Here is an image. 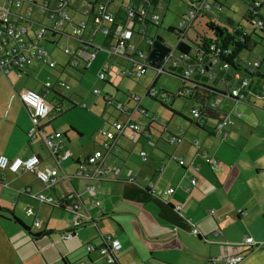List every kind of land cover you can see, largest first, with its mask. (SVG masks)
<instances>
[{
    "label": "crops",
    "instance_id": "1",
    "mask_svg": "<svg viewBox=\"0 0 264 264\" xmlns=\"http://www.w3.org/2000/svg\"><path fill=\"white\" fill-rule=\"evenodd\" d=\"M156 1L160 7H167L168 0ZM119 8L117 3L111 5L113 12ZM257 8L260 11L261 7ZM229 24L232 25V21ZM213 30L210 32H216ZM254 35L252 41H255ZM104 37L105 40L110 39V36ZM195 40H183L190 46L188 51L194 47ZM46 44L53 45L51 41ZM240 57L242 61L247 60V56ZM35 63L40 62H34L21 76H30L32 71L36 74L38 69L46 67L43 63ZM237 64L243 66L239 60ZM262 66L260 62L259 71L254 75L258 79H264ZM100 68L101 65L98 71ZM47 69L56 70L58 76L28 87L14 85L9 77L13 72L4 74L0 71V155L26 158L37 154L39 167H53L56 163L39 135L27 136L31 120L19 95L25 89L42 91L45 81H63L59 75L70 74L68 69L79 74L85 71L70 67L68 60L56 68ZM213 70L219 74L210 76V71H206L207 76L199 77L201 83L195 88L210 101L218 97V107L224 114L222 98L234 100L226 95V80L232 70L220 71L218 65H214ZM176 76L181 80V96L192 100L191 107L195 106L194 98L182 94L183 81L179 75ZM186 84L190 85L187 81ZM68 88H51L45 95L52 108L39 122L43 132L57 131L47 127L51 126L56 116L68 109L63 105L65 99L71 103L69 108L78 105L62 93ZM159 91L167 105H163L160 99L159 102L171 109L174 95L163 89ZM244 99L241 102L246 104ZM57 103L60 104L59 109ZM82 104L79 106L86 108V104ZM131 111L127 113L128 117ZM122 115L124 119L125 115ZM222 115L215 113L210 118L202 117L200 121L192 118L193 121H186L188 123L177 122L172 127L167 125L164 128L166 133L181 132L182 141L179 143L169 144L164 137H153L152 127L147 125L142 115V123L130 118L139 122L146 134L137 133L130 139L126 131L114 140L93 136L88 139L86 148L81 143L78 152H71L72 161L58 164L59 172H72L77 161L99 148L104 152L103 163L118 168L114 177L88 181L96 186L97 193L94 195L89 194L87 183L83 181H61L46 188L32 172L13 173L0 169V264H106L97 250L87 252L84 247L89 242L99 244L101 235H108L121 244L116 254L119 264H228L227 257L238 252L242 253V259L237 264H264V146L253 149V146L264 145V138L253 142L249 138L238 143L235 137H217L212 129ZM207 119L214 122L208 126ZM207 127L209 130H206ZM61 133L65 148L73 150L69 147L71 139L66 132ZM206 133L217 139L206 137ZM81 135L77 131L76 138L81 139ZM141 151L146 152L145 159H142ZM178 157L183 159V164L177 163ZM65 162L70 164L69 169L63 167ZM146 178L151 180L153 191L145 183ZM190 178L195 179V184H190ZM169 187L174 190L167 194L165 190ZM25 188H28L27 193L23 192ZM37 192L55 198L74 194L84 214L92 217L93 221L73 229L71 237L61 239L60 235L72 228L71 214L63 213L69 211L62 203L45 204L34 199L31 195ZM95 199L99 200V204L94 202ZM29 202L34 214L31 211L24 213L23 207ZM237 209H242L244 213L239 214ZM36 219L39 226L33 225ZM246 236H251L254 243L241 249L239 245Z\"/></svg>",
    "mask_w": 264,
    "mask_h": 264
},
{
    "label": "built area",
    "instance_id": "2",
    "mask_svg": "<svg viewBox=\"0 0 264 264\" xmlns=\"http://www.w3.org/2000/svg\"><path fill=\"white\" fill-rule=\"evenodd\" d=\"M219 2L220 0H188L187 10L180 16L178 28H173L177 37L174 48L165 44L169 47V51L161 60L151 63L149 53L153 48L154 39L146 34L145 27L159 24L154 8L161 5L156 0H0V71L4 74L13 72L21 76L34 62L43 63L50 69L56 68L58 64L50 58L45 44L51 41L53 45H56L54 37L57 35L67 37L75 42L73 49H70L69 46L61 48V51L68 58L69 66L77 70H88L96 59L98 47L94 43V38L99 34L110 36V39L113 40V44L109 45L107 49L123 60L119 66L120 75L127 77L134 72L138 77L145 74L148 69L154 70L158 75L165 71V64L171 60L166 70L176 73L182 78L183 95L195 98V86L201 83L199 77L208 70L210 76L218 75L219 73H216L215 69L213 70L214 65H218L220 71L232 70L226 80V95L228 97L233 98L236 102H241L250 92L252 95L263 99L264 79H258L259 83L252 87V78L258 73L260 62L257 60L243 61L244 64L241 67L237 64L238 60L242 61V58H239L241 50L235 53L239 44L243 43L246 38H251L256 29L264 28L263 16L248 19V24L253 28L251 31L235 26L231 28V31L222 30L220 35L213 32V35L208 38L197 37L193 44V53L190 51L181 53L176 49V44L180 41L183 42L186 37L185 32L191 29L193 21L202 14H208L211 6L213 4L219 5ZM113 3L120 6L116 12L111 9ZM260 3L262 2L254 0L252 4L257 8ZM118 12L122 15L119 18L116 17ZM118 21L121 23L118 24ZM162 43L164 44L163 41ZM142 45H145V50ZM112 69L113 64L111 62H104L97 73V77L104 79L106 73ZM186 81L190 85H187ZM61 87L67 88L68 85L60 79H56L54 83L45 81L42 91L25 89L19 95L20 100L29 111L31 120V127L27 130V136L36 137L39 135L42 138V142L49 155L54 159L56 166L39 167L40 159L37 154H31L26 158H8L0 155V169H8L13 173L32 172L46 188H50L61 181L66 183L75 180L83 181L87 183L89 194L94 195L96 186L93 182L88 181L97 182L111 178L118 172V168L108 167L103 163V149H95L90 155L77 161L72 172H59L58 164L64 161H72V153L65 148L63 135L60 131L45 133L39 128L40 120L52 108V105L45 99V95L51 88ZM94 93L98 94L99 91L95 90ZM146 93L160 99L163 105H167L154 84L147 87ZM103 99L108 103H111L112 100L111 98L106 99L105 96ZM196 103L195 106L191 107L189 113L192 118L200 121L203 117V107L197 100ZM219 103L218 97L211 101L207 97L205 98V104L211 107L218 106ZM59 106L60 104L57 103V109ZM117 110L124 114L125 118L113 120L107 128L100 129L98 133L101 137L114 140L128 131V138L133 139L135 134L145 133V128L139 122L128 117L129 108L120 103L117 105ZM134 111L148 118L146 110L139 105L135 106ZM151 119H156V116L152 115ZM230 124V116L224 113L215 121L212 129L213 134L219 138L226 137ZM166 141L169 144L181 142V132L167 135ZM107 148L108 146L105 149ZM140 155L142 159L146 158L145 151H141ZM177 163L183 164V159L178 157ZM189 182L193 185L195 179L190 178ZM145 183L153 191V184L149 178L145 179ZM173 190V187H169L165 193L170 194ZM23 192L27 193L28 188H25ZM31 196L45 204L62 203L61 205L70 212L72 228L69 232L62 233L61 239L71 237L73 229L88 223V221H93L92 217L84 214L82 205L74 194L55 198L37 192ZM94 202L99 204L98 199H95ZM237 212L239 214L244 213L242 209H237ZM26 213H30L29 208L26 209ZM33 225L39 226V221L36 219ZM99 238L100 243L97 245L92 242L84 245L87 252L97 250L106 264H119L116 254L120 250L121 244L108 235H101ZM253 243V238L246 236L239 247L243 249L244 245H253ZM241 259L242 253L238 252L229 255L227 262L228 264H237Z\"/></svg>",
    "mask_w": 264,
    "mask_h": 264
},
{
    "label": "rangeland",
    "instance_id": "3",
    "mask_svg": "<svg viewBox=\"0 0 264 264\" xmlns=\"http://www.w3.org/2000/svg\"><path fill=\"white\" fill-rule=\"evenodd\" d=\"M251 1L252 0H220L219 5L213 4L208 14H202L193 21L191 29L185 32L186 37L184 41L187 39L194 40L197 37L208 38L211 36L213 33L205 28L207 24L206 21H210L213 26H218L222 30L231 31V26L240 25L243 29L251 31L253 28L242 19L247 12V2L249 3ZM259 1L262 2L259 14L264 16V0ZM166 4L167 8L157 7L155 9L159 24L157 26L147 25L145 27V32L154 40L157 36H160L164 44L174 48L177 37L175 32L168 31V28H178L180 16L187 10L188 0H168ZM119 16H122L120 12L116 13V17L119 18ZM227 18L232 21V25L226 22ZM69 31L71 32L70 29ZM255 34V43L252 48L249 51L241 50L239 55L247 56L248 62L253 60L260 61L263 65L262 69L264 70V33L256 29ZM54 38L56 45L45 44V48L48 50L50 57L55 59L58 64L67 63L68 58L61 51V48L69 46L70 49H73L75 42L64 36L57 35ZM67 42L69 44H67ZM94 43L97 45L98 50L97 58L94 60L92 68L85 70L83 74L68 69L70 74L59 75L69 86V88L63 90L62 93L76 101L78 105L69 108L71 103L65 99L63 105L68 107V109L65 110L64 107L65 111H63L60 116H56L51 122V126L47 127L60 132H66L67 136L71 139L69 144V147L73 149L71 152H78L79 149H81V143L85 146L84 148H86L88 146V139L93 136L102 139L103 137L98 135L100 129L107 128L108 124L115 119L122 120L123 115L117 110V105L120 103L132 109L130 117L141 123L144 122V120L141 118V115L134 111V108L136 105L144 108L148 117L145 118L147 125L152 127V136L164 137V141H166L165 137L169 135V133L164 131L167 125L168 127H172L177 122L188 123L186 122L188 119L193 121L191 115L188 113V108L191 107L193 101L181 96L179 92V87L181 86L180 78L177 77L175 73H170L166 70L171 60L165 64V71L161 72L159 75H157L154 70L148 69L145 74L141 76L137 77L133 72L126 77L118 73L119 66L123 63V60L119 58L117 54L107 49L109 45L113 44V40H105L104 36L98 34L94 38ZM142 47L144 50L146 49L145 45H142ZM193 52L194 49L192 48L190 53ZM239 61L244 64L243 61ZM104 62H111L113 64L112 71H108L106 75L105 80L107 82L97 78L98 68ZM35 64L40 65V63ZM130 66L131 64L129 67ZM55 76H58L57 71L49 70L46 67L38 69L36 74L32 71L30 76L18 77L13 73L9 75L14 85L17 84L19 87L40 84L41 81L46 79L53 80ZM204 76H207V74L205 73ZM151 83L154 84L158 90L163 89L174 95L170 107L171 109H168L169 106L161 105L159 99L155 98V96H150L146 93L147 86ZM258 83V78L254 76L252 84L257 85ZM95 90L99 91V93L95 94ZM104 96L106 99L111 98V103L107 101L104 102ZM222 102L221 108L231 119L230 131L227 133L226 137H235L238 143L246 141L249 138L252 139V142L264 138V98L260 99L258 96H254L249 92L244 99V102L248 104L236 102L229 98H222ZM82 103L86 104V108L79 106ZM173 110L176 111L174 112ZM152 115L156 116V119H151ZM211 122L213 123L214 120L207 119L208 126H210ZM70 127L73 130L69 129ZM76 130L82 134L81 139L76 138ZM206 130H209V127H207ZM205 136L217 139L214 138L215 136L212 134L206 133ZM262 146L264 145L260 144L253 146V149L255 150ZM118 162L120 163L119 160ZM69 165L68 162L63 163V167L66 169L70 168ZM32 207V204L29 202L23 207L24 213L27 214L26 209L30 208L31 213L34 214ZM63 213L67 214L70 212L64 211ZM26 217L28 216L26 215ZM38 218H41V215H38Z\"/></svg>",
    "mask_w": 264,
    "mask_h": 264
},
{
    "label": "trees",
    "instance_id": "4",
    "mask_svg": "<svg viewBox=\"0 0 264 264\" xmlns=\"http://www.w3.org/2000/svg\"><path fill=\"white\" fill-rule=\"evenodd\" d=\"M253 1H254V0H253ZM261 4H262V3H260V6H259V7L262 6ZM247 7H248V10H247V12H246V15L242 18L246 23L249 22L248 19H251V18H253V17H258V18L261 17V15H259V9L256 8V7H254L253 4H252V2H251V3H248V4H247ZM165 8H167V7H165ZM257 9H258V10H257ZM256 10H257V12H256ZM226 22L230 23L231 20L227 18V19H226ZM205 26H206L207 28H210V27L213 26V24L210 22V23H207ZM259 30H260V32L264 33V28L259 29ZM168 31H174V29H173L172 27H169V28H168ZM252 37H253V36H251V38H249V39L246 38V39L244 40L243 43L239 44V46H238V47L236 48V50H235V53H237L239 50H242V49L250 50L251 47H252V46L254 45V43H255V41H252ZM191 42H192V41H191ZM192 43H193V42H192ZM176 49H177L179 52L184 53V52H188V50H190V46H189L187 43H184V42L180 41V42H178V43L176 44ZM243 61H244V62H245V61L247 62L246 59L243 60ZM80 73L83 74L84 71H80ZM103 81L107 82V81L104 80V79H103ZM201 93H202V92L198 93V92L196 91V97L194 98V100H195V101L197 100V102L200 104V106L203 107V111H202L203 117L210 118V117H212L215 113H217L218 115H222V114H223V111H221V110L219 109L218 106L211 107V106H209L208 104H205V98H206V95H205V94H201ZM72 105H73V103H72ZM73 106H74V105H73ZM69 129L73 130L71 127H70ZM64 134H65V133H64ZM59 205H60V204H59Z\"/></svg>",
    "mask_w": 264,
    "mask_h": 264
},
{
    "label": "water",
    "instance_id": "5",
    "mask_svg": "<svg viewBox=\"0 0 264 264\" xmlns=\"http://www.w3.org/2000/svg\"><path fill=\"white\" fill-rule=\"evenodd\" d=\"M215 30L220 35L222 32V29L218 26H212L209 28L210 30ZM169 51V47L162 43V38L160 36H157V38L153 41V48L151 49L149 53V59L151 63H154L155 61H159L163 58L166 52Z\"/></svg>",
    "mask_w": 264,
    "mask_h": 264
}]
</instances>
